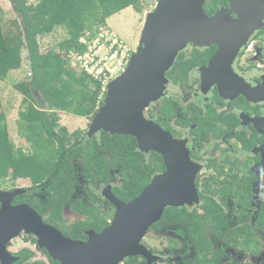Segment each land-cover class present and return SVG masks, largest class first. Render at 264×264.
Listing matches in <instances>:
<instances>
[{
	"label": "flooded vegetation",
	"instance_id": "1",
	"mask_svg": "<svg viewBox=\"0 0 264 264\" xmlns=\"http://www.w3.org/2000/svg\"><path fill=\"white\" fill-rule=\"evenodd\" d=\"M222 7L229 0L217 11ZM166 78L163 95L144 116L173 139V148L143 152L136 142L135 171L126 144L112 141L119 135L101 130L88 136L90 120L88 130L70 132L61 155L68 172L57 180L9 177L7 192H17L11 207L27 205L43 224L86 243L89 232L101 233L116 214L109 191L128 203L152 180L163 179L180 201L165 206L141 239L145 255L119 264H264V26L238 50L189 43ZM87 138L93 141L86 152L68 149ZM113 144L120 148L112 153ZM134 173L144 185L130 197L126 189ZM6 250L9 264H61L23 231Z\"/></svg>",
	"mask_w": 264,
	"mask_h": 264
},
{
	"label": "water",
	"instance_id": "2",
	"mask_svg": "<svg viewBox=\"0 0 264 264\" xmlns=\"http://www.w3.org/2000/svg\"><path fill=\"white\" fill-rule=\"evenodd\" d=\"M206 1L159 0L145 14L138 48L125 72L109 83L103 105L89 125V137L102 130L133 137L143 152L173 148V139L147 120L144 112L163 95L166 73L178 54L189 43L238 50L247 37L264 26V0H229L228 8L222 7L212 16L205 13ZM168 183L152 180L128 203L117 200L109 191L106 196L116 214L101 233L89 232L86 243L67 239L43 224L27 205L11 207L17 192L0 191L1 264L12 261L6 247L21 231L35 235L39 245L61 264H119L124 258L145 255L141 239L159 220L164 207L177 205L181 199L169 192Z\"/></svg>",
	"mask_w": 264,
	"mask_h": 264
},
{
	"label": "trees",
	"instance_id": "3",
	"mask_svg": "<svg viewBox=\"0 0 264 264\" xmlns=\"http://www.w3.org/2000/svg\"><path fill=\"white\" fill-rule=\"evenodd\" d=\"M7 1L16 16L17 30L5 33L0 23V83L6 82L11 72L20 71L22 52L25 51L30 80L16 84L15 90L23 97V109L18 113V132L30 143L32 153L26 154L21 149H15L6 117L1 111L0 186L10 176L30 179L35 183L54 181L58 174L68 172L61 155L67 152L66 143L72 138L66 128L58 126V113L92 120L98 111L95 83L86 75L71 70L66 52L80 51L78 39L82 34L105 26L107 19L112 16L128 8L141 13L145 0H38L36 4H29L27 0ZM222 5H226V0L222 3L208 0L204 10L215 12ZM57 28L64 29L67 38L56 50L42 52L39 38L51 35ZM92 141L87 138L84 145H71L68 149L79 155L88 150ZM112 141L126 144L127 159L130 167L136 171V160L132 156L136 140L119 135ZM119 148L113 144L110 151L113 153ZM136 178L134 173L128 180L126 191L130 197L137 196L144 185Z\"/></svg>",
	"mask_w": 264,
	"mask_h": 264
},
{
	"label": "rangeland",
	"instance_id": "4",
	"mask_svg": "<svg viewBox=\"0 0 264 264\" xmlns=\"http://www.w3.org/2000/svg\"><path fill=\"white\" fill-rule=\"evenodd\" d=\"M27 1L29 4H36L38 0ZM156 3L157 0H145L142 3L141 13H137L132 8H128L123 13L120 12V14L108 19L105 25L120 35L128 44L136 45V48H138L139 34L144 24L145 14L152 11ZM15 19L16 16L10 3L7 0H0V23H2L5 33L17 30L15 27ZM66 38V31L62 28H57L51 35L39 38L40 50L42 52H46L49 49L56 50L59 44ZM22 56L23 63L20 71L17 73L11 72L7 81L0 83V112L3 111L6 117L10 139L15 149H21L24 153L31 154L32 146L18 132V113L23 109V97L15 90V85L30 80L29 63L25 51L22 52ZM57 116L58 126L66 128L69 133L74 130H80L82 132L88 130L87 125L90 123V119L76 117L62 112H59ZM23 182L21 180L19 183L24 186L25 184ZM10 187V183L5 181L0 186V190L7 191Z\"/></svg>",
	"mask_w": 264,
	"mask_h": 264
},
{
	"label": "built area",
	"instance_id": "5",
	"mask_svg": "<svg viewBox=\"0 0 264 264\" xmlns=\"http://www.w3.org/2000/svg\"><path fill=\"white\" fill-rule=\"evenodd\" d=\"M80 51L66 52L71 70L86 75L98 90L97 104L105 98L109 83L125 72L136 45L128 44L107 25L85 31L78 39Z\"/></svg>",
	"mask_w": 264,
	"mask_h": 264
},
{
	"label": "crops",
	"instance_id": "6",
	"mask_svg": "<svg viewBox=\"0 0 264 264\" xmlns=\"http://www.w3.org/2000/svg\"><path fill=\"white\" fill-rule=\"evenodd\" d=\"M122 13H123V11H122ZM120 14V13H119ZM116 15H118V14H116ZM115 16V15H114ZM111 18H113V16L111 17ZM110 19V18H109ZM108 20V19H107ZM17 72H19V71H14L13 73H17Z\"/></svg>",
	"mask_w": 264,
	"mask_h": 264
}]
</instances>
